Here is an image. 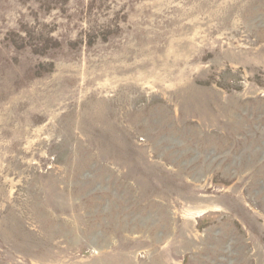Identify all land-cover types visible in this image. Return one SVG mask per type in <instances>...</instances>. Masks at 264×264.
Returning a JSON list of instances; mask_svg holds the SVG:
<instances>
[{
    "label": "rangeland",
    "instance_id": "obj_1",
    "mask_svg": "<svg viewBox=\"0 0 264 264\" xmlns=\"http://www.w3.org/2000/svg\"><path fill=\"white\" fill-rule=\"evenodd\" d=\"M0 264H264V0H0Z\"/></svg>",
    "mask_w": 264,
    "mask_h": 264
}]
</instances>
